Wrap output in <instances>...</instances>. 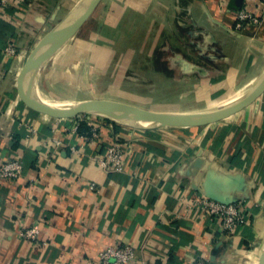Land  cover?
I'll use <instances>...</instances> for the list:
<instances>
[{
  "label": "crops",
  "instance_id": "1",
  "mask_svg": "<svg viewBox=\"0 0 264 264\" xmlns=\"http://www.w3.org/2000/svg\"><path fill=\"white\" fill-rule=\"evenodd\" d=\"M78 1L26 0L0 11V165L24 161L19 179L0 180V264H98L110 244L133 246V264H264V91L232 116L202 126L144 130L96 120L100 137L93 140L74 131L77 117L23 102L19 72ZM240 8L264 14L256 0H101L43 62L37 84L52 99L66 90L72 100L157 111L227 102L264 75V18L239 29ZM10 44L16 56L6 52ZM113 142L126 149L125 172L95 160ZM201 191L247 197L254 222L227 234L191 207ZM35 224L38 240L22 238L19 230Z\"/></svg>",
  "mask_w": 264,
  "mask_h": 264
},
{
  "label": "water",
  "instance_id": "2",
  "mask_svg": "<svg viewBox=\"0 0 264 264\" xmlns=\"http://www.w3.org/2000/svg\"><path fill=\"white\" fill-rule=\"evenodd\" d=\"M100 2L101 0H79L74 8L44 35L32 50L17 79L18 93L29 108L59 118L72 119L79 115H94L124 126L152 130L169 125L202 126L216 123L249 106L263 93L264 75L251 90L228 102L189 111H157L107 99L74 101L61 105L43 101L31 90L30 80L32 76L35 75L43 62L52 55L53 49L69 31L74 29L76 32L84 25ZM72 35L65 38L63 45ZM200 193L226 204L247 199V197H242L235 200H225L211 196L206 192L201 191ZM259 253L264 261V233Z\"/></svg>",
  "mask_w": 264,
  "mask_h": 264
},
{
  "label": "built area",
  "instance_id": "3",
  "mask_svg": "<svg viewBox=\"0 0 264 264\" xmlns=\"http://www.w3.org/2000/svg\"><path fill=\"white\" fill-rule=\"evenodd\" d=\"M26 0H0V11L4 13L7 9L17 4H23ZM257 5L264 9V0H256ZM264 13V12H263ZM264 18L263 15L240 8L237 11L236 27L245 28L248 24H260ZM6 52L11 56L17 55V48L14 44H10L6 48ZM87 119L92 126V134L90 136L83 135L88 140L99 139L100 126L96 122L98 118L89 117L87 115H79L76 118L74 131L79 132V120ZM34 131V128H30ZM60 142H57L59 144ZM96 162L104 169L110 172H125L128 167L126 159V149L124 145L118 142L109 143L102 155L95 157ZM24 172V161L20 157H15L3 162L0 165V180L13 181L19 179ZM91 188H95V184H91ZM190 205L202 212V219L214 218L220 224L222 229L229 235L235 234L251 225L256 217V208L250 204L248 199L239 200L230 204L222 203L207 197L202 193H197L191 198ZM40 225L35 224L30 227H24L19 230L22 238L26 240H38L40 236ZM137 259L136 250L131 245L110 244L99 253L98 264H133ZM205 264H213L208 260Z\"/></svg>",
  "mask_w": 264,
  "mask_h": 264
},
{
  "label": "rangeland",
  "instance_id": "4",
  "mask_svg": "<svg viewBox=\"0 0 264 264\" xmlns=\"http://www.w3.org/2000/svg\"><path fill=\"white\" fill-rule=\"evenodd\" d=\"M75 31H73V32H71V33H69V35L68 36H70V35H72L73 33H74ZM81 32V31H80ZM84 31H82L81 33H80V35L83 33ZM68 41V40H67ZM67 41H66V43L63 45V46H65L66 44H67ZM62 46V47H63ZM62 47H60V49L62 48ZM60 49H58V50H56V51H54V53H52V56H54L53 54H56L57 52H59L60 51ZM62 50V49H61ZM51 56V55H50ZM52 56L51 57H48V59H46L48 62H50V60H49V58H52ZM33 78H34V90L35 91H42L41 89H40V87L38 86V84H37V81H36V73H35V75L33 76ZM43 93H45L44 91H42ZM58 93L60 94V95H64V97H61V98H54V99H52L50 96H48L46 93V96L50 99V100H56V101H59V102H67V101H81V100H72L71 98H68V94H70L68 91H66V90H60V91H58ZM83 101V100H82ZM228 102V101H227ZM222 103H224V102H222ZM219 104H221V103H219ZM89 117H96V118H98V120L100 121V120H103V118H101V117H98V116H94V115H92V116H89Z\"/></svg>",
  "mask_w": 264,
  "mask_h": 264
},
{
  "label": "bare ground",
  "instance_id": "5",
  "mask_svg": "<svg viewBox=\"0 0 264 264\" xmlns=\"http://www.w3.org/2000/svg\"><path fill=\"white\" fill-rule=\"evenodd\" d=\"M73 30L69 31V33L73 32ZM69 33L66 34V36H64V39L53 49L52 53H54V51L60 49V47L63 46V42L65 40L66 37H68ZM33 76L30 80V87H31V90L32 92L34 93V95H36L37 97H39L40 99H42L43 101H46L48 103H51V104H54V105H61V104H69V103H72L74 101H67V102H59V101H56V100H50L45 93H43L42 91H35L34 90V82H33ZM146 124V123H144Z\"/></svg>",
  "mask_w": 264,
  "mask_h": 264
},
{
  "label": "trees",
  "instance_id": "6",
  "mask_svg": "<svg viewBox=\"0 0 264 264\" xmlns=\"http://www.w3.org/2000/svg\"><path fill=\"white\" fill-rule=\"evenodd\" d=\"M106 122H112L108 119H104ZM114 124H117L115 122H112ZM92 126L88 123L87 119L79 120V128L78 131L80 134L88 135L90 136L92 134Z\"/></svg>",
  "mask_w": 264,
  "mask_h": 264
}]
</instances>
